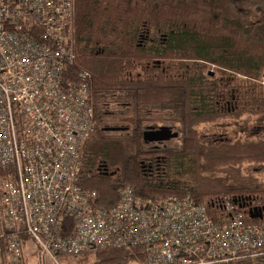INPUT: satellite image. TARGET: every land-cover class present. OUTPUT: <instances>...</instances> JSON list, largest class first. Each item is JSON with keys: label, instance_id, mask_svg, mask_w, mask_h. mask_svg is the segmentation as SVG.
<instances>
[{"label": "trees", "instance_id": "trees-1", "mask_svg": "<svg viewBox=\"0 0 264 264\" xmlns=\"http://www.w3.org/2000/svg\"><path fill=\"white\" fill-rule=\"evenodd\" d=\"M73 3L76 61L90 76L97 122L84 149L80 186L95 192L96 205L111 208L119 191L131 188L146 199L189 197L214 214L212 204L223 198L263 209L264 181L244 176L242 167L264 165V139L205 145L197 129L243 115L264 117V0ZM113 37L121 41L117 49ZM120 101L124 114L115 108ZM232 101L234 111L227 106ZM118 117L122 128L106 123ZM150 123L178 124V147L146 150L143 132ZM262 213V220L246 221L263 224ZM6 256L2 245L0 264H10ZM64 260L145 264L139 248L86 251Z\"/></svg>", "mask_w": 264, "mask_h": 264}, {"label": "built area", "instance_id": "built-area-1", "mask_svg": "<svg viewBox=\"0 0 264 264\" xmlns=\"http://www.w3.org/2000/svg\"><path fill=\"white\" fill-rule=\"evenodd\" d=\"M74 43L73 0H0V247L8 262L61 264L86 251L139 248L145 264H264V223L246 221L245 201L217 200L214 214L189 197L146 199L124 188L102 208L81 188L97 122Z\"/></svg>", "mask_w": 264, "mask_h": 264}, {"label": "rangeland", "instance_id": "rangeland-1", "mask_svg": "<svg viewBox=\"0 0 264 264\" xmlns=\"http://www.w3.org/2000/svg\"><path fill=\"white\" fill-rule=\"evenodd\" d=\"M120 42L121 41L118 38L113 37L111 42L113 48H119ZM139 74L140 71L137 70L130 77L136 78ZM113 105H115V103L111 104L109 108L113 107ZM119 106V108L117 106H115V108L121 110L123 114L128 110L126 108V104L122 101L119 102ZM156 114V112H153L152 116H156ZM119 119L120 117H118V119H115L114 122L106 121V123L109 126L114 125L115 127L122 128V122ZM163 127H167L170 130V136L168 138H157L150 135V133L156 132ZM197 130L200 142L205 145H217L222 142L233 143L238 139L242 141L264 139V117L243 115V117L239 120L225 119L216 124H201L198 126ZM145 132H147L148 134V139L144 143V148L146 150L152 151L162 149H174L177 148L179 145L178 136L171 137L173 134H178V124L173 126L171 124L164 125L162 123H150L145 126ZM111 133L113 134L116 132ZM242 174L244 176H253L260 179L261 181H264V165L244 164L242 167ZM249 208L251 209V207ZM249 208H247L246 211H248ZM60 263L66 264L64 259H60ZM30 264H34V260H30Z\"/></svg>", "mask_w": 264, "mask_h": 264}, {"label": "water", "instance_id": "water-1", "mask_svg": "<svg viewBox=\"0 0 264 264\" xmlns=\"http://www.w3.org/2000/svg\"><path fill=\"white\" fill-rule=\"evenodd\" d=\"M147 133L144 134V140H145V136H146ZM151 136H154V137H157V138H168L170 136V130L169 128L167 127H163V128H160L158 131L156 132H152L150 133ZM171 137H177V134H173ZM148 139V137H146ZM146 139V140H147ZM245 207V206H243ZM257 211V212H256ZM264 211V208L263 209H260V210H255V209H249L248 210V216L250 219H259V220H262L263 218V212ZM258 213V214H256Z\"/></svg>", "mask_w": 264, "mask_h": 264}, {"label": "flooded vegetation", "instance_id": "flooded-vegetation-1", "mask_svg": "<svg viewBox=\"0 0 264 264\" xmlns=\"http://www.w3.org/2000/svg\"><path fill=\"white\" fill-rule=\"evenodd\" d=\"M213 76V75H212ZM227 103H225V105H226ZM227 106H228V109L229 110H233L234 111V108H236V102H234V101H232V102H228V104H227ZM144 134L145 133H147V132H143ZM144 134H143V138H144ZM178 136V135H177ZM146 137H148V134H146V136H145V141H146Z\"/></svg>", "mask_w": 264, "mask_h": 264}, {"label": "bare ground", "instance_id": "bare-ground-1", "mask_svg": "<svg viewBox=\"0 0 264 264\" xmlns=\"http://www.w3.org/2000/svg\"><path fill=\"white\" fill-rule=\"evenodd\" d=\"M134 193V192H133Z\"/></svg>", "mask_w": 264, "mask_h": 264}]
</instances>
